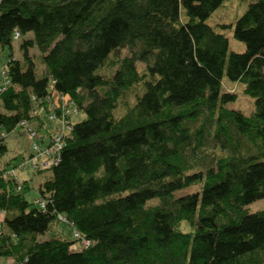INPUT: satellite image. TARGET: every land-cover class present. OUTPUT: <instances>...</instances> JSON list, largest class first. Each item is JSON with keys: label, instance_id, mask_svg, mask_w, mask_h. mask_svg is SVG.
Instances as JSON below:
<instances>
[{"label": "trees", "instance_id": "1", "mask_svg": "<svg viewBox=\"0 0 264 264\" xmlns=\"http://www.w3.org/2000/svg\"><path fill=\"white\" fill-rule=\"evenodd\" d=\"M225 1L0 0V49L11 50L14 32L32 34L19 46L22 60L10 56L5 65L10 85L0 94V130L29 121L31 97L50 88L85 115L38 188L43 209L26 201L25 182L0 171V258L264 264V210L242 213L264 200V0L222 26L245 45L241 54L228 53L225 36L206 24ZM34 47L40 77L28 54ZM121 49L130 56L113 76L98 74ZM224 76L253 99L251 116L225 108L236 95L223 92ZM137 86L142 95L116 117L122 96ZM207 140L227 153L195 171L190 161ZM59 216L90 246L73 251L74 241H40ZM183 222L191 232L180 231Z\"/></svg>", "mask_w": 264, "mask_h": 264}, {"label": "rangeland", "instance_id": "2", "mask_svg": "<svg viewBox=\"0 0 264 264\" xmlns=\"http://www.w3.org/2000/svg\"><path fill=\"white\" fill-rule=\"evenodd\" d=\"M253 3V0H227L220 8L213 12L210 17L206 20V24L210 26L214 32L223 34L228 41V53L241 54L245 51V45L233 38V33L231 28L223 29V25H233L235 20H237ZM32 39V34H27L21 36L18 41H13L11 44V50L8 48L0 49V81H2V69L5 68L7 60L11 56L14 60L21 61L22 56L19 50V46L27 40ZM29 56L33 58L36 64V71L38 77L43 73V65L41 64L40 58L41 54L34 47L28 51ZM130 56V51L128 49H121L112 54L109 61L105 67L101 70L99 68L97 73L103 75L106 79H110L114 72L118 68V63L121 59ZM111 62H114L111 65ZM136 68L138 72L145 69V65L140 62L136 63ZM264 72V69H263ZM243 85L240 83H234L229 81L225 76L222 79V90L223 92L233 93L236 95V101L226 105V109L235 110L241 112L245 117H249L254 112V101L250 97L243 93ZM141 92L140 86L135 89L126 92L125 95L120 99V104L118 109L115 111V116L120 117L126 110L125 105L131 106L134 102L136 95L140 96ZM85 115L82 112H78L75 116H70L69 120L71 124H76L84 119ZM43 126L39 129L38 134L47 137L50 132L55 130L58 126L57 121H49L47 117L42 118ZM30 127L38 129L35 124H31ZM4 133L0 130V134ZM42 146L40 142L37 143ZM3 145L6 147V154L0 159V169H3L8 164L9 169H11L15 164L22 161L23 157L30 153V141L27 137L26 129L16 128L13 132L6 134L4 137ZM227 152L219 150L214 146L209 140L206 141L203 153H197L191 159V164L194 170L205 171L209 167L212 161L220 156H224ZM49 172H31L28 169L18 174V180L20 183H26L28 190L24 192V198L27 202L32 204L34 200L38 198V188L39 186L49 178ZM197 188H192L191 190H184L176 193V197L185 195L189 192H196ZM152 204H157L156 200L150 201ZM148 203V204H150ZM264 210V200L256 201L248 206L242 208V213H255L257 211ZM191 227L188 223L183 222L180 226V231L187 233L191 232ZM73 228L68 226L60 217L58 221L52 223L50 230L39 238L40 241L49 240L50 238H60L62 240L73 241ZM75 251L81 250V246L76 244L74 247ZM8 261L4 258H0V264H7Z\"/></svg>", "mask_w": 264, "mask_h": 264}, {"label": "built area", "instance_id": "3", "mask_svg": "<svg viewBox=\"0 0 264 264\" xmlns=\"http://www.w3.org/2000/svg\"><path fill=\"white\" fill-rule=\"evenodd\" d=\"M20 35L18 32H14L12 36L13 41H18ZM10 85V81L7 77L6 68L2 69V81H0V94ZM31 101L34 105L33 111L30 113L29 121H23L19 124L18 128L26 129L27 137L30 141V153L23 157L22 161L15 164L11 169L8 168V164L0 171H3L4 176L7 178H13L18 180V174L28 169L31 172H46L53 166H56L60 161V155L65 147L66 141L70 137V132L73 124L70 123L69 117L75 116L80 112L76 104L67 96L50 88L45 97L35 99L31 97ZM47 117L49 121H57L58 126L48 134L47 137L38 134L39 129L42 128V118ZM31 124H35L38 129L30 127ZM5 134L1 133L0 138L4 139ZM40 142L42 146L37 143ZM34 204L40 208H44V202L37 198L34 200ZM0 215L4 216V212L0 211ZM61 216L58 217V219ZM62 220L68 225L63 217ZM69 226V225H68ZM71 227V226H70ZM73 241L74 245L71 246V250L75 251L76 244L81 246V249H85L90 246V242L87 238L73 229Z\"/></svg>", "mask_w": 264, "mask_h": 264}, {"label": "crops", "instance_id": "4", "mask_svg": "<svg viewBox=\"0 0 264 264\" xmlns=\"http://www.w3.org/2000/svg\"><path fill=\"white\" fill-rule=\"evenodd\" d=\"M3 218L4 216L0 215V230H1V227H2V223H3ZM8 261L7 264H13V260L12 259H6Z\"/></svg>", "mask_w": 264, "mask_h": 264}]
</instances>
